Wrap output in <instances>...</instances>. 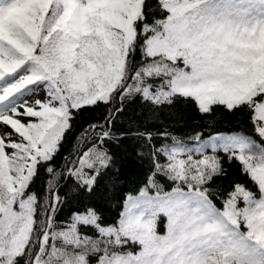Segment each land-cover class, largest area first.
Wrapping results in <instances>:
<instances>
[{
  "label": "rangeland",
  "instance_id": "rangeland-1",
  "mask_svg": "<svg viewBox=\"0 0 264 264\" xmlns=\"http://www.w3.org/2000/svg\"><path fill=\"white\" fill-rule=\"evenodd\" d=\"M1 1V0H0ZM169 15L145 41L148 57H162L144 70L166 75L157 99L182 94L209 109L237 104L264 92V0H162ZM141 0H24L0 11V257L11 264L29 236L34 196L23 190L38 158L56 148L70 107L107 98L120 79L132 21ZM138 76V74H137ZM165 88L167 91H165ZM152 84L134 91L151 97ZM171 148L169 171L177 179L203 178L211 153ZM215 145V151H211ZM233 151L232 148L229 149ZM183 153V154H182ZM199 156V158H197ZM250 175L264 184V159L243 153ZM212 205L191 184L161 190L152 181L124 201L119 220L100 225L94 214L70 219L45 234L48 259L37 264H87L79 224L88 223L114 243L129 239L136 252L105 253L103 264H232L227 247L214 245ZM165 220H160V217ZM166 221V223H165ZM165 223V230L159 228Z\"/></svg>",
  "mask_w": 264,
  "mask_h": 264
},
{
  "label": "snow or ice",
  "instance_id": "snow-or-ice-1",
  "mask_svg": "<svg viewBox=\"0 0 264 264\" xmlns=\"http://www.w3.org/2000/svg\"><path fill=\"white\" fill-rule=\"evenodd\" d=\"M159 87L151 89L150 98L137 94L133 101L126 103L118 97L115 108L109 104L104 108L84 106L74 109L76 115L73 120L79 128L77 138L85 137L82 143L86 146L74 157L76 164L69 165L72 171L66 172L65 184L71 183L74 187L70 192L58 189L55 193L62 200L61 211L63 204L72 203L68 197L75 193L74 201L78 206L70 209V219L94 214L98 222L99 214L109 212L116 201L120 202L122 213L124 201L129 195L127 184L142 176L143 181L138 187L142 189L150 185L154 177L161 174L162 167L171 162L169 145L175 148V140L190 141L189 153L194 145L195 153L199 154L209 141L221 139L220 172L207 178L203 185L210 193H215L209 195L212 201L209 210L212 224L209 229L216 233L212 243L230 250L232 264H264V184L250 175L243 156L244 152L256 153L264 159V92L235 105L214 104L210 109L192 100V111L186 121L188 125L216 112L222 114V120L211 130L201 126L188 137L181 138L177 136V129L165 124L167 117L162 118V113L177 105V101L157 99ZM119 96L122 97L123 92ZM188 99L191 98H185L186 101ZM89 130L93 133L90 138ZM215 150L213 145L211 151ZM233 163L237 167L234 177L228 171ZM56 203L54 200L50 209ZM121 213H117V220ZM49 214L52 215L51 211ZM54 219L59 221L62 216L55 215ZM165 223L160 225L162 230ZM80 227L91 228L92 225L84 223ZM80 235L89 237L90 233L82 232ZM100 237L101 232L97 231L93 239L99 240ZM44 241L42 234L40 243L25 246L23 254L16 257V264H37L38 258L48 259L52 252V240L49 237L46 246ZM132 246L129 242L120 247ZM33 247L34 251L29 255ZM104 255V252H93L94 260L90 259V264H103ZM3 261L4 258L0 257V264Z\"/></svg>",
  "mask_w": 264,
  "mask_h": 264
},
{
  "label": "trees",
  "instance_id": "trees-1",
  "mask_svg": "<svg viewBox=\"0 0 264 264\" xmlns=\"http://www.w3.org/2000/svg\"><path fill=\"white\" fill-rule=\"evenodd\" d=\"M14 1L24 2V0H1L0 9L4 10L7 6H10ZM167 16L168 10L164 7L162 0H141L139 13L136 19L132 21L134 36L128 43L126 48L122 74L119 82L114 86V88L108 94L106 99L97 100L92 104L82 105L77 108L70 107L68 109V124L62 132L60 138L58 139L56 148L48 158L37 159L35 165L33 166L32 174L22 194L23 196H34L32 226L25 246H27L29 243L35 246L36 244L40 243V236L42 234L45 236V234H49L55 229L64 227L65 223L69 222L70 220V209L72 207L78 206L74 201L75 193H71L68 198L70 201H72V203L63 204V211H61L60 204H62V200L55 196V193L58 189L70 192L71 188L74 187V185H72L71 183L65 184V181H67L66 172L72 171L69 165L76 164V160L74 159V157L79 153L83 146H86L82 143L85 137L81 136L80 138H77L79 128L73 120V117L76 115L74 109L79 110L82 109L84 106H98L104 108L108 107L109 104L112 108H115L118 102V97L120 99H124L127 103L133 101L137 94L142 95L139 91H134L135 86L137 85V81L140 82L141 86L152 84V88H154L159 85V81L163 82L166 78V75H160L159 73H155L152 75H146L144 73V70L146 68L155 65L158 62L171 64L168 60L163 59L162 57H148L145 55L144 44L145 40L150 35V31H144V27H152L158 21L164 20ZM121 92H123L122 97L119 96ZM185 98L191 99H188L186 101ZM170 99H175L177 101V105H174L173 108L168 109L166 112L162 113V118L166 116L167 118L165 120V124L169 128H175L178 130V137L186 138L191 135L193 131L197 130L201 126H206L208 130H211L216 123H219L222 120V114L216 112L212 116H205L201 120L195 121L191 125H188L186 121L188 118V114H190L192 111L191 101L195 99L182 94H174ZM218 104L219 103L215 105ZM136 111L139 112L140 109L137 108ZM92 135V131L89 130L88 137L90 138ZM193 139L197 138L193 137ZM173 143L175 145V148L187 150L190 141L186 139H177ZM192 147H194V145ZM169 148H173L172 145H169ZM221 151L222 150H217L212 153V156L215 158L216 162L212 166H205L203 168V178H199L198 181H195L197 183H194V185L198 186L199 189L204 193V195L211 204L212 201L209 199V195H214L215 193H210L207 188L203 187V185L205 184L207 178H209L213 174H217L220 172L221 157L219 153ZM160 171L161 174L157 177H154L153 182L161 190H170L175 187H185L187 182L189 181V179H175L169 171V164L164 165ZM228 171L231 173V176H236V164L233 163L231 168L228 169ZM142 181L143 177L141 176L135 179L134 182L128 183V193H137L141 189L138 186L142 183ZM123 186L124 185H120V187ZM117 190H119V188ZM54 200L57 201V203L53 205L50 209V204H52ZM50 211L52 215L49 214ZM81 211L83 212V209H81ZM117 213H121V205L119 201H116L114 203L109 212L99 214L100 219L98 223L102 226H109L115 224L118 221L116 219ZM55 215L62 216V219L57 221L56 219H54ZM80 225H78L77 227L80 233H90L88 241L91 243L89 244H92V242H94L99 245V249L96 253L103 251H115L121 253L135 252L139 249V245L135 242H132V244L134 245L132 247L121 248V245L129 244L130 241L124 242L120 245H116L112 241L107 240L102 236L99 240L93 239V237H95L97 229L93 225L91 228H82L80 227ZM25 246L21 253H19L18 255L23 254ZM94 250H91L90 252L86 253L88 264H90V259L94 260V256L92 253ZM32 251H34V247L29 252V255L32 254ZM41 255H43V253H41ZM16 257L14 258L11 264H16Z\"/></svg>",
  "mask_w": 264,
  "mask_h": 264
}]
</instances>
